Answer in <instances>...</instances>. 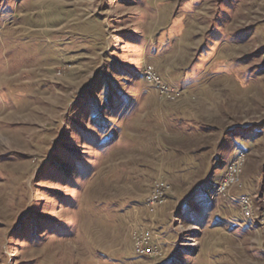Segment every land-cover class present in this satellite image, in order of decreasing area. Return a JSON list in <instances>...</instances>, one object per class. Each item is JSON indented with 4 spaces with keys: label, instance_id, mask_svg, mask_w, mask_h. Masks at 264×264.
<instances>
[{
    "label": "rangeland",
    "instance_id": "374dc122",
    "mask_svg": "<svg viewBox=\"0 0 264 264\" xmlns=\"http://www.w3.org/2000/svg\"><path fill=\"white\" fill-rule=\"evenodd\" d=\"M0 264H264V0H0Z\"/></svg>",
    "mask_w": 264,
    "mask_h": 264
},
{
    "label": "built area",
    "instance_id": "2783aa9c",
    "mask_svg": "<svg viewBox=\"0 0 264 264\" xmlns=\"http://www.w3.org/2000/svg\"><path fill=\"white\" fill-rule=\"evenodd\" d=\"M145 78L148 83L155 84V85H162L161 80L156 76L154 71L148 70L145 72ZM165 87V86H163ZM162 88V87H161ZM162 90L165 92V90L169 91V89H163ZM166 91V92H167ZM235 169L233 168L230 170V175L234 173ZM170 185L163 181H157L154 183L153 190L151 194L147 197V207L149 209L153 210L154 208L158 206H162V204L166 201V196L168 195L170 191ZM241 207L244 211H246V214H250V202L248 198L243 197L241 200ZM132 241L134 242V254L138 257L142 258H151V259H160L162 258V250L160 246L154 242V238L151 234L150 231H134L132 235Z\"/></svg>",
    "mask_w": 264,
    "mask_h": 264
},
{
    "label": "crops",
    "instance_id": "0c3cea01",
    "mask_svg": "<svg viewBox=\"0 0 264 264\" xmlns=\"http://www.w3.org/2000/svg\"><path fill=\"white\" fill-rule=\"evenodd\" d=\"M138 257V256H137ZM141 258V257H140Z\"/></svg>",
    "mask_w": 264,
    "mask_h": 264
}]
</instances>
